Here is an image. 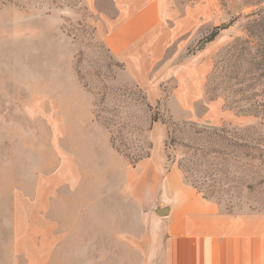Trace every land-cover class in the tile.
I'll return each mask as SVG.
<instances>
[{"label":"rangeland","instance_id":"obj_1","mask_svg":"<svg viewBox=\"0 0 264 264\" xmlns=\"http://www.w3.org/2000/svg\"><path fill=\"white\" fill-rule=\"evenodd\" d=\"M108 10L0 0V264H160L155 125L165 171L264 213V0H171L185 32L147 72L102 42Z\"/></svg>","mask_w":264,"mask_h":264},{"label":"crops","instance_id":"obj_2","mask_svg":"<svg viewBox=\"0 0 264 264\" xmlns=\"http://www.w3.org/2000/svg\"><path fill=\"white\" fill-rule=\"evenodd\" d=\"M105 1L109 10L98 11L99 35L127 66H142L147 72L185 32L182 19L169 25L171 0ZM152 138L151 153L139 165L152 183L153 217L162 233L160 264H264V213L221 212L184 181L177 166L165 171L160 126H154ZM161 209L165 212L157 214Z\"/></svg>","mask_w":264,"mask_h":264},{"label":"trees","instance_id":"obj_3","mask_svg":"<svg viewBox=\"0 0 264 264\" xmlns=\"http://www.w3.org/2000/svg\"><path fill=\"white\" fill-rule=\"evenodd\" d=\"M211 40H212V37L207 38L205 42H209V41H211ZM263 59H264V53H263ZM255 133H256V135H257L258 137H261V138H262V137L264 136V132L261 131L260 129H259L258 131H255Z\"/></svg>","mask_w":264,"mask_h":264},{"label":"water","instance_id":"obj_4","mask_svg":"<svg viewBox=\"0 0 264 264\" xmlns=\"http://www.w3.org/2000/svg\"><path fill=\"white\" fill-rule=\"evenodd\" d=\"M163 212H165V209L157 210V214L161 215Z\"/></svg>","mask_w":264,"mask_h":264}]
</instances>
